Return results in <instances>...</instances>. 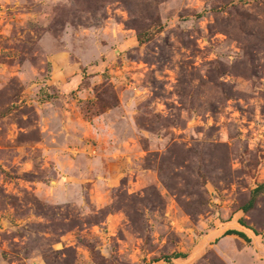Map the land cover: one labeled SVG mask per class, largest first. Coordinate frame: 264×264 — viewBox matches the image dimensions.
<instances>
[{"label":"rangeland","instance_id":"1","mask_svg":"<svg viewBox=\"0 0 264 264\" xmlns=\"http://www.w3.org/2000/svg\"><path fill=\"white\" fill-rule=\"evenodd\" d=\"M263 183L264 0H0V264H264Z\"/></svg>","mask_w":264,"mask_h":264},{"label":"crops","instance_id":"2","mask_svg":"<svg viewBox=\"0 0 264 264\" xmlns=\"http://www.w3.org/2000/svg\"><path fill=\"white\" fill-rule=\"evenodd\" d=\"M231 229L243 232L250 239L249 242L251 243H255L256 241L254 232L250 228L244 226L239 220H232V221H227L223 223L221 226L210 231L208 235L211 238L213 237V238L218 239L220 253L224 258L231 256L228 246H229V243L234 239L233 237L238 238L240 241L248 242L243 237L237 234H227L226 231L231 230ZM250 247L253 248L254 244L252 246L250 245ZM179 257H175V258H179Z\"/></svg>","mask_w":264,"mask_h":264},{"label":"trees","instance_id":"3","mask_svg":"<svg viewBox=\"0 0 264 264\" xmlns=\"http://www.w3.org/2000/svg\"><path fill=\"white\" fill-rule=\"evenodd\" d=\"M263 188H264V183L258 185V186L255 188L254 192H257V193H258V192H259L261 189H263ZM245 209H246V207H245ZM241 223H242V222H241ZM242 224H243V223H242ZM243 225H244V224H243ZM254 232H255V231H254ZM226 233H227V234H237V235L243 237L245 240L250 241V239H249V238H248L243 232H241V231L231 229V230H227ZM179 256H182V255H181V254H175V257H179Z\"/></svg>","mask_w":264,"mask_h":264}]
</instances>
